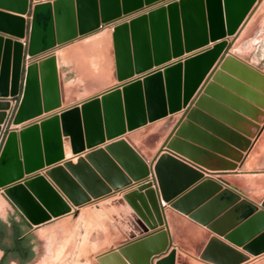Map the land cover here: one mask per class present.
I'll list each match as a JSON object with an SVG mask.
<instances>
[{
    "label": "water",
    "instance_id": "water-1",
    "mask_svg": "<svg viewBox=\"0 0 264 264\" xmlns=\"http://www.w3.org/2000/svg\"><path fill=\"white\" fill-rule=\"evenodd\" d=\"M163 1L52 0L40 1L29 9L28 0H0V9L26 15L23 18L0 11V110L9 108L10 99L16 101L10 108L0 143V190L29 224L37 226L71 210L75 217L78 213L75 208L107 197L130 181L137 182L151 173L148 181L137 184L136 190L122 195L137 216L141 231L162 225L161 207L157 203L161 200L232 245L241 246L245 252L256 256L264 252V211L259 210L240 223L242 217L236 216L237 209L247 207L245 214L248 216L256 209L255 205L244 198L240 200V195L223 184L220 178L203 176L201 171L165 149L189 160L195 158V153L202 152L192 146L193 143L199 144L195 135L197 128L192 124L205 127L206 123H212L219 130L218 136L224 137L222 125L206 115L219 107L207 97H216L215 91L220 90L212 83H206L214 71L207 74L213 62L228 71L230 67L227 69L226 62L237 65L230 72L250 87L257 86L255 80L258 78L264 81L256 70L227 53L231 45L227 37L236 32L241 21L248 16L250 6L258 0H243L242 3L247 2L246 7L239 10L238 7L236 11L231 9V0H203L205 35L197 38L186 33L180 35L176 13L183 0H168L164 5L132 17L127 23L114 25L118 82L176 58L183 52L208 42L214 43L182 61L164 65L103 92L99 98L61 109L19 128L9 127L59 106L54 56L47 55L24 65L23 52L33 56ZM146 22L147 29L144 26ZM146 34L150 36L149 45ZM204 77L199 90L201 94L191 99ZM214 79L215 75L212 81ZM261 92L264 94V89ZM244 97L260 106L254 94ZM233 106L234 110L241 109L239 105ZM180 108H184L180 117L150 161L143 160L122 137L126 131L173 114ZM5 116L1 111L0 123ZM215 116L223 120L220 115ZM62 135L68 136L73 154L105 139L115 140L102 149L89 151L84 158H77L74 164L64 161L46 169L44 174L53 186L39 175L23 180L22 184L16 183L23 174L53 164L63 157ZM198 179H201L198 184L181 194ZM151 184L155 188L151 189ZM215 192L217 194L208 199ZM223 197H228L231 204L236 202L225 212L220 202ZM259 206L264 209V197ZM255 221L261 223L256 225ZM25 238L22 220H13V214L0 220L1 255ZM170 245L166 231L161 228L103 252L95 259L99 264H150L152 255L166 251L154 264H173L175 252ZM199 257L214 264H237L246 259L215 238L209 239Z\"/></svg>",
    "mask_w": 264,
    "mask_h": 264
},
{
    "label": "crops",
    "instance_id": "crops-1",
    "mask_svg": "<svg viewBox=\"0 0 264 264\" xmlns=\"http://www.w3.org/2000/svg\"><path fill=\"white\" fill-rule=\"evenodd\" d=\"M40 1L50 2L52 0H28L27 7L30 9L33 4L39 3ZM167 1L168 0L156 3L148 8L138 10L128 16L115 19L108 24L100 26L93 32L77 36L68 42L55 45L52 48L33 56H29L23 52L22 60L24 65H27L30 61H36L37 59L43 58L47 55L54 56L59 93V106L48 112H43L35 118L25 120L16 126L9 125V127L19 128L51 113L58 112L61 109H65L73 105H79V103L88 99L99 98V95L103 92L109 91L124 82L131 81L148 72L159 69L164 65L178 60L182 61L183 58L195 54L214 43L208 42L202 46L183 52L176 58H170L167 62L157 66H151L148 70L140 74H133L132 77L124 80L123 82H118L116 80L115 69L116 50L114 49L113 43L114 25L122 22L127 23V21L132 17L144 14L148 9L164 5ZM183 1L184 2L182 4L178 5L179 7L177 8L178 11L176 13L180 35L186 33L187 35L195 38L205 35L203 27L206 18L203 0ZM228 1L230 0H227V2ZM242 1L243 0H239V2H236V0H231L229 2L231 9L236 11L238 7V10L240 7L241 9H243V6L246 7L247 2L244 1L242 3ZM0 11L26 18L25 14L20 15L3 9H0ZM248 11H250L248 16L241 21V25L239 24L240 26H238L236 32L227 37L231 41V45L227 53L239 60L242 64L256 70V72L264 77V64L259 62L261 57L255 55L258 48L257 50L250 49L249 52L247 51V53H245L243 47V45H246L253 48L252 46H257L258 37L264 38V0H258L255 4L253 3ZM144 26L146 27L145 29H147L148 22H146ZM128 37L130 38L129 33ZM146 39L147 44L149 45L150 36L148 34H146ZM235 40L236 42L233 43ZM183 43L181 42L182 46H184ZM261 43L264 45V41ZM142 48L145 47L142 45ZM261 52L264 54V47L261 49ZM216 63V61L213 62L209 68L207 74H210L212 70L214 71L211 73V76L208 78L206 83H212L220 89L219 91L217 90L218 92L215 91L216 97L207 96L219 107L218 109H211V113H206V115L212 121H216L222 125L221 131L224 137L218 136L217 132H219V130L212 123H206L205 127L192 124L197 128V134L195 135H197V140L199 141V144L193 143L192 146L200 149L203 153L198 152L197 155L195 153V158L193 160H189L167 149L165 150L187 162L195 169L201 171L203 176H209L212 179L220 178L224 182L223 184L240 195V200L244 198L250 202V204L255 205L256 209L248 216L245 214L247 212V207L242 206L237 209L236 216L242 217V220H240V223H242L248 217L255 214V212L259 210L264 211V209L259 206V202L264 197V188H262V183L254 187H248L247 183L242 182V178L247 176L262 177L264 181V94L261 92L264 89V81L261 78H258L255 80L257 86L255 88H253L254 86L250 87L246 84V82L242 81L241 78L233 76L232 72H230L232 71L230 69L232 67H237V65L235 66L232 62H226L225 64L227 65V69L230 67L228 71L224 68H219V64L216 65ZM214 75L215 81H212V77H214ZM205 77L196 88L191 99L195 98L197 94H201V91H199L201 88L200 85L204 81ZM253 94L254 98L259 101L260 106L255 103L253 104L251 101L247 100L248 98L246 99V97H244ZM261 97H263V99H261ZM6 99H8V97H6ZM15 102V100L10 99L9 108L0 110V112L4 111L6 114L4 121L0 123V143L5 133L4 127H6L5 123L7 122L10 108ZM234 104L239 105L242 110H234ZM192 107L193 104L191 105V108ZM183 109L184 108H180L173 114H167L165 117L152 122H147L144 125L133 129L136 130L140 127L150 125L149 128L145 129L141 135L142 137H139V140L144 138V142L142 141L143 146L134 142L127 136V134L133 130L126 131L122 137L127 144L143 158V160L148 162L153 158L158 148L169 134L174 122L180 117ZM228 113H232L235 116L233 117ZM214 114L220 115L223 120ZM233 118L235 121H233ZM182 120H185V117H183ZM230 123L233 124L230 125ZM114 140L115 138L105 139L99 144L89 148H84L80 152L73 154L70 151L68 136L62 135L61 142L63 157L53 164L43 166L34 172L23 174V176L17 180L16 183L22 184L23 180L33 175H39L43 176V178L53 186L52 182L44 174L46 169L55 165H61L64 161H69L71 164H74L77 158H84V155L89 151L97 148L102 149L106 144ZM90 168L94 173H96L93 166H90ZM150 176L151 173L137 182L130 181L128 185L107 197L100 198L94 202L86 203L78 208H75L78 211V214L75 217L72 216L71 210L69 213L51 218L38 224L37 226L29 224V222L20 214V212L0 190V220H3L8 214H13V220H22L24 237H27L23 239L22 242L23 246L28 247L30 252V255L26 259H21L18 253V242V248L17 244H14L16 246H10L3 252L2 255L0 251V264H6L7 261L14 264H26L33 259L35 254L34 244H36L35 232H38V236H40V234L41 236L42 234H46L45 237L47 238L46 243L48 245V250L47 256H43L42 258H46L48 260V264H56L57 260H69V262L72 261L71 263L73 264H99L95 259L99 254L110 249H115L125 242L134 241L135 239L148 235L161 228H163L167 233L171 244L170 248L174 249L175 253L173 264H214L199 257L210 238H215L219 242L234 249L237 254L246 257L245 260L237 264H264V252L256 256L245 252L241 246L232 245L224 240L222 236L212 233L204 226L173 210L169 207L168 203H164L161 200L157 201V203L158 206L161 207L163 219L162 225L156 226L153 229L147 228L145 232L141 231L137 222V216L129 205L122 199V195L136 190V185L145 183L150 179ZM200 180L201 179H198L193 182L190 186L183 190L181 194L187 191L190 187L198 184ZM150 188L153 189L155 187L151 184ZM59 194L61 195V193ZM216 194L217 192L212 193L208 199L214 197ZM61 197L65 200V202H67L70 208L73 209V206L65 199V197L63 195H61ZM220 202L222 203L221 205L225 207L223 212L236 204V202L231 204L228 197H223ZM91 206H94L93 209L96 213V221H101V223L99 222L96 227L99 229V232L101 230L102 247L97 246L94 250H92V252H94L92 253L90 260L87 254L77 257V255L72 253H59L57 251V245L67 246L69 244H73L78 238L81 239V236L76 233V230L81 227V222H83L84 219V213H87ZM260 223L261 221H255L256 225ZM258 233H260V231ZM104 234L106 235L105 244L103 243L105 237ZM43 239L44 238L39 239V241ZM13 246L14 248H17L16 253H14L15 251ZM165 254L166 251L152 255L150 258V264H154L156 260L163 257ZM73 260L77 261L73 262Z\"/></svg>",
    "mask_w": 264,
    "mask_h": 264
},
{
    "label": "rangeland",
    "instance_id": "rangeland-1",
    "mask_svg": "<svg viewBox=\"0 0 264 264\" xmlns=\"http://www.w3.org/2000/svg\"><path fill=\"white\" fill-rule=\"evenodd\" d=\"M176 1V0H175ZM258 42H257V46L254 45L252 46L253 48L243 45L244 47V51L245 53H247V51L249 52L250 49H254V50H258L255 52L256 56H260L261 60H259V62L264 64V54L263 52H261V49L264 47V45H262V41H264V38L258 37ZM236 40L233 42L235 43ZM264 44V43H263ZM263 56V57H262ZM258 58V57H257ZM150 125L148 126H143L140 127L136 130H133L131 132H129L127 134V136L133 140L134 142H137L138 144H143L144 142V138L142 140H139V137H142L141 135L143 134V132L145 131V129L149 128ZM143 141V142H142ZM143 146V145H142ZM242 182L247 183L248 187L251 186H257L259 184L262 183V188H264V181L262 177H256V176H247V177H243L242 178ZM254 184V185H253ZM94 206H91L90 209H88V212L84 213V219L83 222H81V227L77 228L76 233L79 234L81 236V239L78 238L73 244H69V245H57V251L60 253H72L77 255V257H80L81 255H88L89 256V260L91 259L92 256V250H94L95 247L100 246L102 247V236H101V230L99 232V229L96 227L97 224H99V222L101 223V221H96V213L93 209ZM78 214V213H77ZM106 224V223H105ZM99 233H98V232ZM38 232H35V254L33 259H31L28 263L26 264H48V260L45 258L43 259V256H47V250H48V245H47V238L45 237V235L40 234V236H38L37 234ZM78 235V236H79ZM105 235V234H104ZM44 238V242L43 240L39 239ZM105 239H106V235L104 237V241L103 243L105 244ZM95 243V244H94ZM53 248V247H52ZM77 261V260H73ZM72 262V261H71ZM69 262V260H57L56 264H73ZM6 264H14L11 263L9 261H7Z\"/></svg>",
    "mask_w": 264,
    "mask_h": 264
},
{
    "label": "trees",
    "instance_id": "trees-1",
    "mask_svg": "<svg viewBox=\"0 0 264 264\" xmlns=\"http://www.w3.org/2000/svg\"><path fill=\"white\" fill-rule=\"evenodd\" d=\"M14 246H16V245H14ZM14 246H13V248H14ZM17 248H18V244H17ZM17 248L16 247L14 248V251H15V252L13 251L14 253L17 252L16 251ZM18 253H19V257L21 259H26L30 255L28 247L23 246V242L22 241L19 242V251H18Z\"/></svg>",
    "mask_w": 264,
    "mask_h": 264
}]
</instances>
